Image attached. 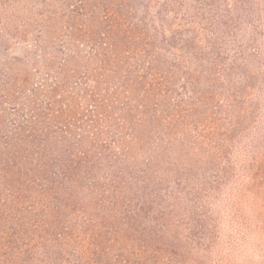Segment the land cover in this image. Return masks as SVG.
<instances>
[{
	"label": "trees",
	"instance_id": "16d2710c",
	"mask_svg": "<svg viewBox=\"0 0 264 264\" xmlns=\"http://www.w3.org/2000/svg\"><path fill=\"white\" fill-rule=\"evenodd\" d=\"M5 36L0 264H186L237 146L264 187V0H0Z\"/></svg>",
	"mask_w": 264,
	"mask_h": 264
},
{
	"label": "rangeland",
	"instance_id": "374dc122",
	"mask_svg": "<svg viewBox=\"0 0 264 264\" xmlns=\"http://www.w3.org/2000/svg\"><path fill=\"white\" fill-rule=\"evenodd\" d=\"M4 38L0 63L8 64L24 54L26 44L12 36ZM258 151L254 148L250 155L237 146L232 154L234 171L216 191L203 194L207 236L193 244L186 264H264V187L252 186L245 168Z\"/></svg>",
	"mask_w": 264,
	"mask_h": 264
}]
</instances>
